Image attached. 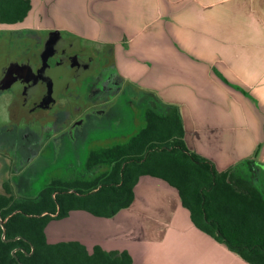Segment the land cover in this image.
Listing matches in <instances>:
<instances>
[{
	"label": "crops",
	"instance_id": "0c3cea01",
	"mask_svg": "<svg viewBox=\"0 0 264 264\" xmlns=\"http://www.w3.org/2000/svg\"><path fill=\"white\" fill-rule=\"evenodd\" d=\"M28 1L22 22H0V38L57 32L107 50L124 81L179 107L190 151L219 171L255 156L264 165V0ZM5 184L12 189L2 180L0 195ZM134 195L113 218L72 211L55 232L52 221L49 242L127 252L134 264H249L200 231L165 181L142 176Z\"/></svg>",
	"mask_w": 264,
	"mask_h": 264
},
{
	"label": "trees",
	"instance_id": "16d2710c",
	"mask_svg": "<svg viewBox=\"0 0 264 264\" xmlns=\"http://www.w3.org/2000/svg\"><path fill=\"white\" fill-rule=\"evenodd\" d=\"M28 0H0V22H22ZM145 127L127 143L94 152L88 167L110 170L92 181H52L34 198L0 195V264H134L127 252H90L78 241L49 242L52 221L83 211L113 218L134 201L142 176L177 190L192 223L249 264H264V165L256 156L219 171L187 147L179 107L154 100ZM5 233V234H4ZM4 235V236H3ZM15 254L13 255V252Z\"/></svg>",
	"mask_w": 264,
	"mask_h": 264
},
{
	"label": "flooded vegetation",
	"instance_id": "af4514ba",
	"mask_svg": "<svg viewBox=\"0 0 264 264\" xmlns=\"http://www.w3.org/2000/svg\"><path fill=\"white\" fill-rule=\"evenodd\" d=\"M13 33L23 34L25 41L9 42ZM0 39L4 41L3 46L7 47L0 52V96L7 94L10 113L15 121H21L26 117L28 122L31 121L30 123L34 124L33 132H31L39 134V142L42 141L44 148L51 147L52 144L57 147V136L60 133L66 132L72 135L71 125L75 124V121L69 117L65 104L59 102L62 94L70 92L67 89H88L87 97L90 99L96 96L97 103L102 107L119 97L123 107L127 106L131 110V102H127L129 94L134 100L138 94L147 95L143 99V104L147 108L151 107L155 100L119 76L109 51L95 49L80 38L61 36L57 32L29 31L10 32ZM23 44L28 45L27 48ZM15 46L23 49L21 55L14 54ZM46 64L50 66L46 68ZM103 111L95 112L103 115L105 114ZM59 129L62 130L59 131ZM27 134L29 135V132ZM105 149L91 150L85 160L86 166L88 167V159L94 152ZM2 152L10 158L13 166L15 158L12 159L11 155ZM20 158L22 159L21 156ZM30 164L31 162L19 166L18 173H27L30 170ZM88 168L91 169V167ZM15 183L14 186H16ZM11 190L12 195L20 193L16 190L13 194ZM41 190L36 192L34 189V194H30L31 197L20 195L19 198H34ZM23 191L27 192L26 188Z\"/></svg>",
	"mask_w": 264,
	"mask_h": 264
},
{
	"label": "rangeland",
	"instance_id": "374dc122",
	"mask_svg": "<svg viewBox=\"0 0 264 264\" xmlns=\"http://www.w3.org/2000/svg\"><path fill=\"white\" fill-rule=\"evenodd\" d=\"M25 39L23 34L13 33L9 42L14 40L22 43ZM3 42L0 39V52L7 48L3 46ZM23 46L27 48L28 45L23 44ZM14 49L16 56L22 54L23 49L20 47L15 46ZM87 90L84 88L83 90L67 89L70 92L60 96L59 102L65 104L68 115L75 121V124L71 125L72 135L66 132L58 133L57 147L52 144L51 147L44 148L42 141L39 142V134L32 133L34 124H31V121L28 122L26 117L21 121H15L10 113L8 101L0 100V152L4 151L16 160L13 172L8 173L9 176L5 169L7 166H0V181H9L13 194L16 190L20 191L19 194L14 195L15 198H19L20 195L31 197L30 194H34V189L38 192L55 180L65 182L94 180L108 172L110 166L103 164L89 169L86 166L87 161L85 162L89 152L127 143L145 126L143 115L147 107L143 104V99L147 95L138 94L134 100L129 94L127 102H131L132 108L129 110L127 106L123 107L119 97L112 99V103L102 107L97 103L96 96L90 99L87 97L89 94V90ZM88 108L95 109L88 111ZM99 110H104L105 114L100 115L95 112ZM61 130L59 129V131ZM31 148L33 149L30 150ZM30 162V170L27 173H18L19 166ZM7 169L9 170V168ZM25 188L27 192L23 191ZM51 227L57 230V221L52 223ZM54 229L52 232H55Z\"/></svg>",
	"mask_w": 264,
	"mask_h": 264
},
{
	"label": "water",
	"instance_id": "95a60500",
	"mask_svg": "<svg viewBox=\"0 0 264 264\" xmlns=\"http://www.w3.org/2000/svg\"><path fill=\"white\" fill-rule=\"evenodd\" d=\"M48 66H50L49 64H46V68L48 67ZM57 92H58V90H57ZM0 224L1 225H3L4 224V222L1 220V217H0ZM5 234V233H4ZM4 236V235H3ZM15 254V251L13 252V255Z\"/></svg>",
	"mask_w": 264,
	"mask_h": 264
}]
</instances>
